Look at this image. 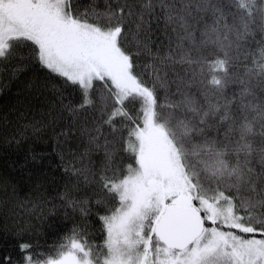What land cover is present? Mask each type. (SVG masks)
Here are the masks:
<instances>
[{"label": "snow or ice", "instance_id": "snow-or-ice-1", "mask_svg": "<svg viewBox=\"0 0 264 264\" xmlns=\"http://www.w3.org/2000/svg\"><path fill=\"white\" fill-rule=\"evenodd\" d=\"M27 71L43 78L0 117L5 143L51 129L82 150L56 152V197L0 181V206L81 222L44 252L20 227V257L0 264H264V0H0V73ZM41 98L42 119L20 123Z\"/></svg>", "mask_w": 264, "mask_h": 264}, {"label": "trees", "instance_id": "trees-1", "mask_svg": "<svg viewBox=\"0 0 264 264\" xmlns=\"http://www.w3.org/2000/svg\"><path fill=\"white\" fill-rule=\"evenodd\" d=\"M43 71H27L20 74L16 79H9L6 74L0 73V117L7 116L8 119L15 120L18 115L16 109L20 107L17 105V100L23 101L28 95L27 85L33 79L42 80ZM33 107L28 110L27 120L20 123H27L29 120L35 119L37 121L42 119V112L45 110L43 106V98L40 102L32 100ZM2 123V122H0ZM82 150L81 140L77 136L69 138L67 144H62L60 149L57 148L56 140L52 136L51 129L40 131L33 134L31 130L26 133L25 141L17 147L15 144L11 146L5 143L4 137L0 135V181L8 183V192L11 193L12 185H16V192L19 199L27 201L29 198L34 202L41 200H51L56 197L58 193L63 192L64 185L67 183L61 177L60 170L56 169L59 164V156L57 151ZM32 154L39 156L42 154L45 159L42 161L43 167L36 166L32 168L33 175L29 177L28 166L21 169V165L25 163V159H30ZM71 157L65 155L67 161ZM51 161V164H49ZM37 175H41L37 179ZM74 183V181H73ZM36 184H40L39 189H36ZM92 189L85 185H80L78 190L73 191V196L77 198H84L91 195ZM6 199L5 195L0 192V200ZM59 205V199L53 201ZM12 204L0 206V256L11 255L16 261L20 257L19 250L16 248L17 239L12 235L13 232L22 226H28V233L24 239H30L35 245L40 247L36 251H47L51 246L59 244L61 238L72 227V222L80 223L81 219L78 213H72L68 209L71 216L70 221H65L64 210L57 209L56 215L49 213L48 209L52 204H47L43 208L35 209L34 213L23 212L18 217H12L9 213ZM31 209V204L28 205ZM43 211V217L40 213ZM98 209L93 208L92 212L96 213ZM89 222L92 227L89 228L91 241L96 244L102 243L103 237L97 234L99 223L96 221L95 215L89 217ZM7 226V231L4 226Z\"/></svg>", "mask_w": 264, "mask_h": 264}]
</instances>
